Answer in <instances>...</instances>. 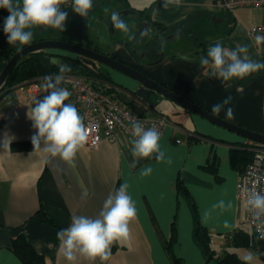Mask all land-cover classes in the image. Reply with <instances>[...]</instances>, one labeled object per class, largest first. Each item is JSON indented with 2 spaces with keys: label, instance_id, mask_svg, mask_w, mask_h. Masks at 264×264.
Instances as JSON below:
<instances>
[{
  "label": "crops",
  "instance_id": "0c3cea01",
  "mask_svg": "<svg viewBox=\"0 0 264 264\" xmlns=\"http://www.w3.org/2000/svg\"><path fill=\"white\" fill-rule=\"evenodd\" d=\"M136 2L142 4L138 10L150 8L152 22L168 27V35L174 34L169 40H179L170 50L163 46L162 58L154 65L136 61L126 50L114 55L209 110L231 96L234 118L229 121L264 134V70L222 83L210 75L209 67L201 66L202 58L195 60L200 54L205 56L198 42L213 45L220 41L229 48L247 45L251 59L264 61V47L250 36L254 26L264 25V6L228 10L219 0H180L178 6L167 0ZM190 39L194 45L187 44ZM106 69L123 86L119 98L130 103L129 91L138 83ZM58 87L71 92L65 103H72V91ZM46 94L44 88L28 99L17 87L7 91L0 102V264H23L12 251L13 239L22 232L45 256L46 264H101L99 258L90 261L78 253L69 262L58 253L56 234L70 225L72 216L95 218L109 192L122 183L129 185L137 215L129 222V238L113 242L111 257L104 264H173L165 245L174 224L178 231L174 251L185 264H218L198 242L196 227L200 222L213 232V245L230 249L234 237H225L238 228L242 213L237 196L240 173L231 167L230 149L249 139L156 94L157 107L146 115L164 114L177 126L168 127L160 139L163 162L144 158L131 167V146L105 139L96 149L85 144L70 161L51 157L43 145L32 151H14L13 142L31 140L35 133L27 118L28 107ZM219 116L225 118V113ZM208 164H215L217 172L208 171ZM145 167L153 171L141 177ZM178 179L189 195L178 187ZM220 201L225 207H214Z\"/></svg>",
  "mask_w": 264,
  "mask_h": 264
},
{
  "label": "clouds",
  "instance_id": "9594fccd",
  "mask_svg": "<svg viewBox=\"0 0 264 264\" xmlns=\"http://www.w3.org/2000/svg\"><path fill=\"white\" fill-rule=\"evenodd\" d=\"M167 3H175L178 6L180 0H167ZM61 4L62 0H0V9L9 13L2 26L7 44H30L33 40L31 29L39 25L63 32L69 13ZM92 7L93 0H71V10L81 17H87ZM111 21L115 28L128 30L119 13L113 11ZM255 42L257 45L264 43V36H257ZM50 62L58 63L55 57ZM201 66L209 67L212 77L226 83L264 70V61L251 59L247 45L229 48L217 41L208 47L206 55L201 59ZM70 70L67 65L61 68V72ZM61 79L60 75L45 77L47 94L40 99L36 98L33 106L28 107L27 118L36 130L31 137L34 150L43 145V151L51 157L59 156L70 161L77 151L85 146L88 130L76 106L71 102L65 103L69 100L71 92L58 87ZM231 101L232 97L228 96L222 102L214 104L211 113L218 116L223 111L226 119H233V108L229 106ZM130 127V151L133 157L131 167H135L141 159L151 158L153 154H156L155 159L158 162H163L165 153L160 147L159 129L155 126L145 128L139 120H132ZM152 171L151 167H145L140 175L148 176ZM128 189L129 185L122 183L114 192H109L95 218L72 216L70 225L56 234L59 241L58 253L69 262L76 260L77 253L90 261L99 258L101 264L108 261L113 242L129 238V222L137 215L135 201ZM214 207L224 208L225 205L220 201ZM244 207L252 213L256 221L264 224V193L250 190L246 195ZM257 258L252 251H247L239 257L243 264H253Z\"/></svg>",
  "mask_w": 264,
  "mask_h": 264
},
{
  "label": "trees",
  "instance_id": "16d2710c",
  "mask_svg": "<svg viewBox=\"0 0 264 264\" xmlns=\"http://www.w3.org/2000/svg\"><path fill=\"white\" fill-rule=\"evenodd\" d=\"M61 6L69 13L68 19L66 20V27L64 29V31H69L70 24L79 14L74 13L71 10V0H62ZM134 10L135 13L138 12L142 16V18L147 19L150 24L154 23L153 25L157 27L161 36L166 37L168 35L167 26L159 22H152L150 8H146L144 10ZM7 15H9V13L6 10L0 9V74L8 61L17 52L29 45H19L18 43L16 45L7 44L6 36L2 31L3 20ZM39 26L41 35L37 38L33 37L32 42L50 39L48 35L61 32L59 29H53L49 26ZM78 34L81 37L84 36L83 32H79ZM198 45L202 49L201 52L206 55L208 47L211 44L198 42ZM147 49L148 50L145 57L140 56L139 54H134L133 56L135 58H133L143 64H148L150 62L159 60L164 52L162 40L161 42H158V44L148 45ZM55 51L57 50L36 51L20 60L12 70L8 79L0 87V102L2 101L7 91H10L13 88H17L20 84H24L36 78L45 79V77L47 76L55 77L62 74H72L86 77L87 79L91 80L96 87H106L109 92L115 93L116 96H118L117 93H120V89H123L122 85L114 82L110 72L106 68L100 65L94 67L87 61H85L83 57L73 58L67 54L56 53ZM149 56L151 60H149ZM53 57L57 59L58 63L53 64L50 62ZM68 60L70 61L69 66L71 70L61 72V68L65 66V62ZM125 102L128 105L131 104L128 100H126ZM249 143L250 142H247L245 144H236L230 149L231 167L234 170L238 171L240 174L245 172L248 165L253 161L255 156L253 146H251V144ZM12 149L14 151L34 150L31 140L15 141L12 143ZM155 155L156 154H153L151 158L145 159L148 161L156 160ZM206 168L208 169V171L217 172V166L215 164H208L206 165ZM178 187L185 194L189 195L186 186L180 179H178ZM177 236L178 231L176 224H174L171 240L165 245L166 250L173 264H185L184 260L178 257L174 251V246L177 242ZM213 236L214 234L211 230L204 227L200 222H198L196 227V238L204 248L207 255L210 257V259H214L218 262V264H243V262L239 259L240 256L236 252L230 251L227 248L220 249L219 247L213 245ZM230 245L236 248H253L259 251L260 259L264 264V239H261L258 236L254 235L251 231H234V238L232 239ZM12 251L22 261L23 264H46L45 256L36 250V248L27 239L26 235L23 232L13 239Z\"/></svg>",
  "mask_w": 264,
  "mask_h": 264
},
{
  "label": "built area",
  "instance_id": "2783aa9c",
  "mask_svg": "<svg viewBox=\"0 0 264 264\" xmlns=\"http://www.w3.org/2000/svg\"><path fill=\"white\" fill-rule=\"evenodd\" d=\"M222 8L234 9L237 7L264 6V0H219ZM250 36L255 42L257 36H264V25H256L250 30ZM257 45V44H256ZM264 47V43L257 45ZM61 83L72 91V103L83 117V123L88 130L86 146L96 149L105 139L112 143L131 146L132 120H139L145 128L157 127L161 137L168 127L176 128L175 123L164 114L155 116L136 115L134 109L125 101L109 92L106 87H96L86 77L72 74H62ZM45 79H32L18 87L26 94L28 99L40 95L45 88ZM255 151L253 161L244 173L240 174L237 184V196L242 205L241 219L236 230L251 231L261 239L264 234V224L256 221L245 207L244 201L250 190L264 193V145L250 141ZM257 144V145H256ZM246 224V225H245ZM234 237V231L227 234L225 240Z\"/></svg>",
  "mask_w": 264,
  "mask_h": 264
},
{
  "label": "water",
  "instance_id": "95a60500",
  "mask_svg": "<svg viewBox=\"0 0 264 264\" xmlns=\"http://www.w3.org/2000/svg\"><path fill=\"white\" fill-rule=\"evenodd\" d=\"M127 13H134V9L126 11ZM150 23L147 19L144 20L141 29L135 36V40L139 36H146L149 31ZM114 25H111L113 29ZM174 34H169L164 42H167L173 37ZM128 43L125 44L127 46ZM40 50H57L69 53H74L76 55H81L85 57L87 61L92 66L96 67L97 63L105 66L106 68H111L118 72L123 73L129 78L133 79L138 83L135 90L129 91L131 93V105L134 109V113L139 116L145 115L149 110H153L157 107L158 102L156 101V94L162 95L165 98L179 104L183 108L198 114L199 116L209 120L210 122L217 124L231 132H234L246 139L254 141L259 144L264 145V134L253 131L249 128H245L239 124H235L221 116H217L211 113V110L201 106L200 104L192 101L191 99L185 97L184 95L172 90L165 84L157 81L153 77L145 74L141 70L135 68L134 66L118 59L115 55H109L101 53L95 49L85 47L79 43H73L71 41H63L57 39H46L32 42L19 52H17L6 64L3 71L0 74V87L10 76L14 67L29 54L40 51ZM163 50V49H162ZM162 58V57H161ZM202 58V54L198 55L195 60ZM160 61H154L148 63L149 65L157 64ZM70 61H66L65 65L69 66Z\"/></svg>",
  "mask_w": 264,
  "mask_h": 264
},
{
  "label": "rangeland",
  "instance_id": "374dc122",
  "mask_svg": "<svg viewBox=\"0 0 264 264\" xmlns=\"http://www.w3.org/2000/svg\"><path fill=\"white\" fill-rule=\"evenodd\" d=\"M141 6L142 4L136 2V0H93V7L90 9L87 17H81L78 15L70 24L69 31L53 33L48 35V37L50 39L79 43L85 47L109 55H114L116 52H119V50H126L131 57H134V54H139L140 56L145 57L148 50L147 46L158 44L161 40L164 48L167 49V47H169L170 50L179 39L175 38L164 42L166 37L161 36L157 27L153 24H150L146 36H139L136 40L134 39L138 31L141 29L144 20L138 12L135 13V10L134 13H127L126 11L130 9L137 10ZM113 11L119 13L120 18L127 24V31L115 27H113V29L111 28V25L113 24L111 21V13ZM224 25L225 24H223V26ZM31 30L33 31V37L37 38L41 35L40 26H35ZM79 32H83L84 36L81 37L78 34ZM193 42L194 41L191 40L187 44L194 45ZM126 43H128L127 46H125ZM148 58L151 60L150 56ZM161 97L165 99V101L167 100L172 104H176L162 95ZM159 107L163 109L164 106L161 105ZM229 250L236 252L239 256H242L247 251H252L258 257L253 264L262 263L260 252L253 248H236L231 246Z\"/></svg>",
  "mask_w": 264,
  "mask_h": 264
},
{
  "label": "flooded vegetation",
  "instance_id": "af4514ba",
  "mask_svg": "<svg viewBox=\"0 0 264 264\" xmlns=\"http://www.w3.org/2000/svg\"><path fill=\"white\" fill-rule=\"evenodd\" d=\"M55 52H56V53H61V54H67V55H69L70 57H73V58H80V57H83V56H81V55H76V54H74V53H69V52H64V51H55ZM83 59L85 60L86 58L83 57ZM160 59H161V58H160ZM97 65H100V64L97 63ZM100 66L106 68V67L103 66V65H100Z\"/></svg>",
  "mask_w": 264,
  "mask_h": 264
}]
</instances>
